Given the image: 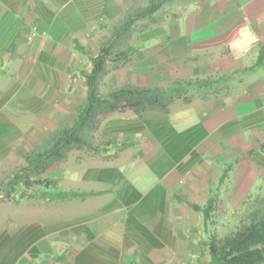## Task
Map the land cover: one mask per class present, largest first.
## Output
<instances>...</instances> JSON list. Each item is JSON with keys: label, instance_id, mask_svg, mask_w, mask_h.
Here are the masks:
<instances>
[{"label": "crops", "instance_id": "obj_1", "mask_svg": "<svg viewBox=\"0 0 264 264\" xmlns=\"http://www.w3.org/2000/svg\"><path fill=\"white\" fill-rule=\"evenodd\" d=\"M167 1L133 22L113 51L131 56L107 61L98 95L194 81L196 97L98 114L88 145L37 171L27 157L78 122L95 49L125 5L0 0V264L207 262L203 241L264 180V0H188L158 15ZM176 101L186 110L173 113ZM210 203L206 223L194 206ZM75 207L85 212L49 215Z\"/></svg>", "mask_w": 264, "mask_h": 264}, {"label": "trees", "instance_id": "obj_2", "mask_svg": "<svg viewBox=\"0 0 264 264\" xmlns=\"http://www.w3.org/2000/svg\"><path fill=\"white\" fill-rule=\"evenodd\" d=\"M164 1L166 0L150 2L141 12L136 13L123 25L112 30L110 40L101 46L96 56L91 59L92 68L85 76L88 87L87 100L79 109L78 122L72 127L64 129L49 150L35 155V158L32 159L27 157L37 171H43L54 163L64 160L67 153L72 149H80L88 145L83 128L85 125L89 129V125L93 127L94 125L91 122L94 118H97L98 114L132 110L139 115L150 109L165 112L175 98H189L187 92L195 86L194 81H177L172 87L126 86L112 90L105 96L98 95L97 80L107 61L118 62L129 57L127 49L130 47L125 51L113 52V41L125 32L126 28L134 21L152 14ZM194 208L203 213L206 223L212 218L214 208L211 203L205 207L196 205ZM212 222L215 223V221ZM216 226L217 228L203 241L209 260L207 262L201 261L199 264L264 263L263 197L256 196L246 199L232 215L219 225L216 224ZM221 227H225L226 230L221 232Z\"/></svg>", "mask_w": 264, "mask_h": 264}, {"label": "rangeland", "instance_id": "obj_3", "mask_svg": "<svg viewBox=\"0 0 264 264\" xmlns=\"http://www.w3.org/2000/svg\"><path fill=\"white\" fill-rule=\"evenodd\" d=\"M113 3L114 2H116V1H119V0H111ZM121 2H123V4L125 5L123 8H124V10L122 11V13L121 14H115V15H113V17H112V20H113V22L114 23H120L119 25H123L129 18H132L136 13H139V12H141L142 10H143V8L144 7H146L147 5H149V3L150 2H154V1H157V0H120ZM186 1H188V0H169V1H167L165 4H164V6L163 7H161V9L159 10V14L158 15H160V14H162L163 12H164V10L165 11H173V10H175L176 8H177V6H179V5H182L184 2H186ZM185 4V3H184ZM184 11V10H183ZM182 11V12H183ZM164 16H166V15H164ZM153 17H155V19H157L158 18V16H157V14H154V15H152V14H150V15H148V16H146V17H143V18H139V19H137L136 21H134L135 23H133V24H131L128 28H126V31L125 32H123L122 33V35H121V37L119 38V39H117V40H114L113 41V43H114V45H113V48H112V50L113 51H115L116 49H118L119 48V42L120 41H126V39L128 38V35H131L132 33H134L135 31H134V29L132 28V26L135 24V25H138V27H140V26H142V25H147V24H149V23H151L152 22V18ZM110 31H112V30H110ZM101 47V45H99L98 47H96V49L95 50H97V49H99ZM264 46H259L257 49L258 50H261V51H263L264 52V48H263ZM256 49V48H255ZM132 51H133V49H132V47H130L129 49H127V52L129 53V56H131V53H132ZM254 51V50H253ZM129 58V57H128ZM263 60V61H262ZM264 65V58L263 59H260V65L259 66H263ZM250 74H252V73H250ZM241 76H240V78H241V80H244V81H247V79L248 78H250L249 77V74H247L246 72L245 73H241L240 74ZM227 81V82H234V80H235V75L233 76V78H223L222 79V81ZM234 84H235V82H234ZM236 87H235V90L237 89V85H235ZM211 86H208V89H206L208 92L209 91H211ZM192 91H191V94L188 96L189 98L192 96H195V90H197L198 91V89L197 88H194V89H191ZM206 90L203 88L200 92L202 93V91H204L205 93H206ZM97 91L99 92L100 91V89H97ZM234 94H232L231 92L229 93V94H227V95H224V99H230L232 96H233ZM226 96V97H225ZM196 97V96H195ZM190 100H192V98L190 99ZM182 104H184V103H182ZM181 104V105H182ZM180 104H178V101H176L175 103H174V105H173V107H172V112L173 113H177V112H180V111H184V110H186V106H184V105H182V107H180L181 106ZM195 105H197V104H195ZM184 106V107H183ZM194 108V107H193ZM104 111V110H103ZM163 112V111H162ZM108 113V112H107ZM93 125L95 124V123H97V121H96V118H94L93 119V121L91 122ZM90 126V129L89 128H87V126L85 125V127L83 128V132H84V135L86 134V136L88 135H91L90 133H94L95 132V130H94V126L92 127V125H89ZM91 130H92V132H91ZM89 133V134H88ZM260 186V187H259ZM0 189H1V186H0ZM3 189V188H2ZM251 193H252V197H256V196H261V197H263L264 198V180L262 181V182H260L259 184H258V188H257V191L255 190V191H251ZM48 194L50 195V196H52V198H53V201H54V199H55V196H54V191L53 190H48ZM86 208V207H85ZM85 208L83 209L82 207H75V208H69V209H66V210H64L63 211V213H58L57 215H56V213L54 214V212L52 213H50L49 215L51 216V217H56V218H59V217H66V216H70L71 214H73V215H75V214H77V215H80V214H82L83 212H85ZM1 213H3L2 211H0V216L2 215ZM32 216H36V217H38V216H40V214L39 213H34V212H32ZM14 219L11 217L8 221H13ZM6 222H7V219L5 220L3 217H0V227L1 226H4L5 224H6ZM224 230H226V228L225 227H221V232H224ZM203 231V230H202ZM209 236V235H208ZM203 237L204 238H206L204 235H203ZM208 238V237H207ZM206 240V239H205Z\"/></svg>", "mask_w": 264, "mask_h": 264}]
</instances>
